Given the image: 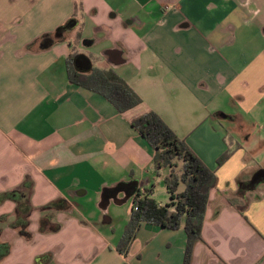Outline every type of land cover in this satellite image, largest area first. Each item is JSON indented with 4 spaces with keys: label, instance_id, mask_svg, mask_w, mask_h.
Instances as JSON below:
<instances>
[{
    "label": "crops",
    "instance_id": "0c3cea01",
    "mask_svg": "<svg viewBox=\"0 0 264 264\" xmlns=\"http://www.w3.org/2000/svg\"><path fill=\"white\" fill-rule=\"evenodd\" d=\"M70 55L114 70L141 105L120 114L71 83ZM148 111L216 176L190 264H264V0H0V194L27 181L32 208L24 237L0 204V264H183L184 219L142 223L118 252L133 201L119 184L169 202V170L131 127Z\"/></svg>",
    "mask_w": 264,
    "mask_h": 264
},
{
    "label": "trees",
    "instance_id": "16d2710c",
    "mask_svg": "<svg viewBox=\"0 0 264 264\" xmlns=\"http://www.w3.org/2000/svg\"><path fill=\"white\" fill-rule=\"evenodd\" d=\"M74 57L70 55L67 60V74L71 83L102 95L120 114L141 105V98L114 70L93 69L88 74H80L74 69ZM131 127L153 149V165L156 173L165 168L169 170L168 175L163 179L169 202L164 206L158 205L147 198L151 191L139 193V190L133 186L134 182L119 184L116 190H126L128 195H133V201L130 219L118 246V252L126 254L127 246L140 224L146 223L161 229L177 230L181 220L184 219L186 244L183 264H190L193 247L201 240L200 234L208 195L216 186L215 173L206 168L184 141L179 139L156 113L148 111L133 118ZM227 158L228 153L223 154L217 160V166L222 165ZM178 164L180 170L176 172ZM180 187L183 188L182 191H178ZM23 188L25 193L15 195L12 191L0 194V204L7 200L15 203L16 216L10 227L16 229L20 235L28 237L26 229L32 211L29 204L31 187L27 181H24L18 189ZM56 206L52 203L43 210L53 209ZM57 230V225H47L45 220L40 221L41 233ZM8 252L9 245L0 244V261L8 255Z\"/></svg>",
    "mask_w": 264,
    "mask_h": 264
},
{
    "label": "water",
    "instance_id": "95a60500",
    "mask_svg": "<svg viewBox=\"0 0 264 264\" xmlns=\"http://www.w3.org/2000/svg\"><path fill=\"white\" fill-rule=\"evenodd\" d=\"M74 26H75V22L73 20H70L66 25H64L62 28L56 31L55 36L59 37L63 30H70ZM79 63L82 65V68H79L77 66V64ZM73 66H74V69L80 73H88L91 70V64H90L89 59L83 55H77L74 57Z\"/></svg>",
    "mask_w": 264,
    "mask_h": 264
},
{
    "label": "flooded vegetation",
    "instance_id": "af4514ba",
    "mask_svg": "<svg viewBox=\"0 0 264 264\" xmlns=\"http://www.w3.org/2000/svg\"><path fill=\"white\" fill-rule=\"evenodd\" d=\"M54 37H55V34H54V36H53V38H51V37H45L44 39H43V43H45L46 45L48 44V43H52L53 42V39H54ZM77 66L79 67V68H82V65L79 63V64H77ZM25 191V189L23 188V189H18V190H15L14 192H15V195H17V194H19V193H23ZM25 193V192H24Z\"/></svg>",
    "mask_w": 264,
    "mask_h": 264
},
{
    "label": "rangeland",
    "instance_id": "374dc122",
    "mask_svg": "<svg viewBox=\"0 0 264 264\" xmlns=\"http://www.w3.org/2000/svg\"><path fill=\"white\" fill-rule=\"evenodd\" d=\"M91 58L93 60V66L96 68H100L101 66H100L99 62L96 60V58L93 55H91ZM179 170H180V165L178 164V167L175 169V171L179 172ZM159 188H160V186H159Z\"/></svg>",
    "mask_w": 264,
    "mask_h": 264
}]
</instances>
